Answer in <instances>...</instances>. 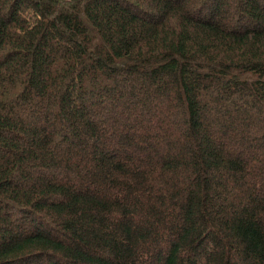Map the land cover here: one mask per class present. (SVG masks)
<instances>
[{
  "label": "trees",
  "instance_id": "16d2710c",
  "mask_svg": "<svg viewBox=\"0 0 264 264\" xmlns=\"http://www.w3.org/2000/svg\"><path fill=\"white\" fill-rule=\"evenodd\" d=\"M0 264H264V0H0Z\"/></svg>",
  "mask_w": 264,
  "mask_h": 264
},
{
  "label": "rangeland",
  "instance_id": "374dc122",
  "mask_svg": "<svg viewBox=\"0 0 264 264\" xmlns=\"http://www.w3.org/2000/svg\"><path fill=\"white\" fill-rule=\"evenodd\" d=\"M35 110H33V112H34ZM21 111L20 110H17V113H19V114H21V115H23L24 116V112L23 113H20ZM40 115V113H29V114H25V117L27 118V117H29L30 116V118L31 117H36V116H39ZM40 126H44V127H46L45 126V124L43 123V122H41L40 123Z\"/></svg>",
  "mask_w": 264,
  "mask_h": 264
}]
</instances>
